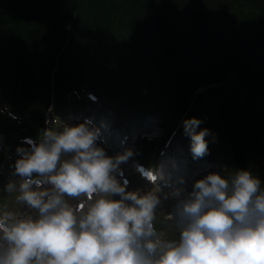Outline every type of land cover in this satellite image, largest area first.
I'll use <instances>...</instances> for the list:
<instances>
[{
	"label": "trees",
	"instance_id": "1",
	"mask_svg": "<svg viewBox=\"0 0 264 264\" xmlns=\"http://www.w3.org/2000/svg\"><path fill=\"white\" fill-rule=\"evenodd\" d=\"M128 18L134 28L125 29V40L104 37L115 32L112 23ZM218 30L225 31L226 45L201 43ZM134 45L168 91L164 101L134 90L130 98L142 104L129 113L198 118L210 133L208 149L219 150L234 171L252 172L264 187V63L248 62L254 72L242 81L232 66L219 67L220 73L207 68L232 51L253 50L264 58V0H0L1 101L37 139L47 112L58 113L77 90L104 101L114 96L116 83L129 82L125 56L133 58ZM198 47L196 68L189 69L193 55L186 54Z\"/></svg>",
	"mask_w": 264,
	"mask_h": 264
},
{
	"label": "clouds",
	"instance_id": "2",
	"mask_svg": "<svg viewBox=\"0 0 264 264\" xmlns=\"http://www.w3.org/2000/svg\"><path fill=\"white\" fill-rule=\"evenodd\" d=\"M18 146L3 191L27 212L0 210V264H264V187L247 169L208 172L164 193L157 168L133 167L153 185L127 190L121 164L131 148L107 155L90 121L58 119ZM183 121L193 159L208 154L209 130ZM116 197V198H114ZM178 232L165 239L156 221Z\"/></svg>",
	"mask_w": 264,
	"mask_h": 264
},
{
	"label": "rangeland",
	"instance_id": "3",
	"mask_svg": "<svg viewBox=\"0 0 264 264\" xmlns=\"http://www.w3.org/2000/svg\"><path fill=\"white\" fill-rule=\"evenodd\" d=\"M120 52H124L126 49L120 47L117 49ZM132 56V53H130ZM127 68L131 70V80L129 82H125L122 84L115 85L113 89L114 96L107 97L104 101L101 98L97 99L92 92H84L82 90H77V92L68 100L65 105L62 106V109L58 112L57 119L61 123L66 124H76L83 122L81 116L79 119L77 118L79 114L84 115H96L106 117V121L108 120L109 113H111L114 117H111L114 120V126L118 128L119 131H123L122 133H128L131 129L130 127L138 128L139 123L143 120V117L146 115L145 113L138 114V118H131L129 113V107L134 106V112L137 108H139L142 104V100L140 98H130V95L134 92V90L139 89L140 92H145V96L149 99H157L161 100L160 96L166 99L164 95L167 93L168 88H165L163 91V84L161 85L157 80H159L155 73L152 71L150 65L146 63V58L139 51H135L133 53V58L129 60L128 54L125 56ZM175 91V90H174ZM76 96V97H74ZM132 100L133 104L129 105L128 100ZM109 100V101H108ZM166 111H170L171 107H166ZM161 108V107H158ZM133 112V111H132ZM163 114L157 112V114H152L146 117V121L149 119H154L152 125L153 134L151 137H157L155 141L152 143L149 142L148 139H144L143 141H137L135 145L132 146L134 155L133 157L124 164H121V169L123 171V178L128 180V188L127 190H148L153 187L146 179H142L137 177L133 173L136 171L133 167L136 162L134 160L139 161V163H143L146 166H153L157 163L159 164L161 159L171 150L177 153L182 152L178 148L179 141V133L177 130L180 129L181 134L184 133L183 122H181V116ZM76 119V120H75ZM122 125V126H120ZM138 125V126H137ZM105 126V125H104ZM133 129V128H132ZM149 131V129H147ZM113 132V131H112ZM175 132V133H174ZM103 133V131H101ZM114 133V132H113ZM174 133V134H173ZM173 135V137H172ZM111 133L107 135H101L100 144L106 151H110V156L116 155L114 152L116 149L112 148L109 150L112 140L110 139ZM172 137V139H171ZM25 138H29L26 134L25 129L23 128V119L20 115L14 114L10 112L3 104L0 98V210L7 209L9 211L16 212H27L28 209L25 205H18L16 203L15 197L17 193L9 194L3 191L4 186L15 178L12 175V166L17 158V147L28 145L24 143ZM169 140V144L163 146L165 141ZM164 141V142H163ZM181 143L188 146V148L184 149L189 156L190 152V137L185 135V139L180 140ZM100 145V146H101ZM213 150V151H212ZM114 152V153H113ZM212 152V153H211ZM220 151L215 148H210L208 150V154L199 159L191 160V165H195L197 162L201 161L208 165L213 166L214 171L221 173L225 176L234 173L231 164L227 159L221 156ZM187 164L186 162L184 163ZM190 165V167H191ZM192 175V173H188ZM162 188L165 187L163 184L158 183ZM171 189V186L169 187ZM160 195V194H159ZM163 194H161L162 198V207L165 211L169 210V206L172 203L171 197L168 199H163ZM162 218L158 216L156 221V228L158 231L164 234L165 239H178V232L169 229L161 222Z\"/></svg>",
	"mask_w": 264,
	"mask_h": 264
},
{
	"label": "bare ground",
	"instance_id": "4",
	"mask_svg": "<svg viewBox=\"0 0 264 264\" xmlns=\"http://www.w3.org/2000/svg\"><path fill=\"white\" fill-rule=\"evenodd\" d=\"M210 22H211V19H210ZM112 24H113L112 29H114L115 32L114 33H110V32L104 33V37H108V41L111 40L112 42H118V41L125 40L127 37V33L125 32V29L130 30L134 28L133 18H128L120 22L115 21V23H112ZM247 28L248 27H246L245 30L241 31L239 35L244 36V34H246ZM109 31H111V28H109ZM224 33L225 31L223 30L213 31L208 34L206 39L204 38V36H202L201 43L208 44L211 47H215V46L218 47L219 45H223V44L226 45L228 42V38H223ZM135 35H139L143 39L145 37L138 30L135 31ZM132 50L133 52L137 51V46L134 45ZM200 50L202 51V48L198 47L197 50L191 49L186 54V55H193L191 64L189 65V69L196 68V59H197V56L200 54L199 53ZM229 53L225 56L224 60H221L220 62H216L215 59H213V61L208 62L207 68L209 67L211 71L214 73H217V72L220 73V70L218 71L219 67L227 66L226 69H230L231 68L230 66H232L238 71V76L236 80L242 81L243 75L254 72V69L252 67H248L247 65L248 62H252L254 64L264 63V58L263 57L261 58L260 56H258V53H255L253 50H245V51L243 50V51H240L239 53H235L234 51H232V55ZM174 72H177L176 66H174ZM113 139H114L115 145H117L118 142L114 138V136H113ZM106 154H110V151H107ZM157 168L162 172V175H163V179L158 180L157 183H162L165 186L163 187L164 189L159 193L160 195L161 194L164 195V193H168L172 191V188L170 189L169 185H172L173 188L183 187L186 191H190L192 188L193 181L198 178H201V177H194V175L186 174L185 166H180L178 163H176L174 159H169L167 157L164 159L163 162H161L157 167L153 169H157ZM206 169H201L200 171L203 172Z\"/></svg>",
	"mask_w": 264,
	"mask_h": 264
}]
</instances>
